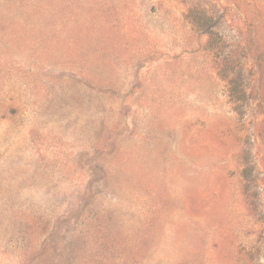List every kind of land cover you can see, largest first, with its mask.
Here are the masks:
<instances>
[{
	"label": "rangeland",
	"instance_id": "obj_1",
	"mask_svg": "<svg viewBox=\"0 0 264 264\" xmlns=\"http://www.w3.org/2000/svg\"><path fill=\"white\" fill-rule=\"evenodd\" d=\"M0 264H264V0H0Z\"/></svg>",
	"mask_w": 264,
	"mask_h": 264
},
{
	"label": "trees",
	"instance_id": "obj_2",
	"mask_svg": "<svg viewBox=\"0 0 264 264\" xmlns=\"http://www.w3.org/2000/svg\"><path fill=\"white\" fill-rule=\"evenodd\" d=\"M53 238V237H52ZM54 239V238H53Z\"/></svg>",
	"mask_w": 264,
	"mask_h": 264
}]
</instances>
